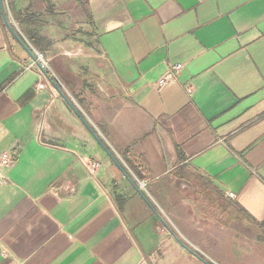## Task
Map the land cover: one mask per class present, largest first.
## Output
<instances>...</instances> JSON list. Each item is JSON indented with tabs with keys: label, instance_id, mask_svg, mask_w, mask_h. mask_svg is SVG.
Masks as SVG:
<instances>
[{
	"label": "crops",
	"instance_id": "crops-1",
	"mask_svg": "<svg viewBox=\"0 0 264 264\" xmlns=\"http://www.w3.org/2000/svg\"><path fill=\"white\" fill-rule=\"evenodd\" d=\"M8 1L0 264H264V0Z\"/></svg>",
	"mask_w": 264,
	"mask_h": 264
},
{
	"label": "built area",
	"instance_id": "built-area-1",
	"mask_svg": "<svg viewBox=\"0 0 264 264\" xmlns=\"http://www.w3.org/2000/svg\"><path fill=\"white\" fill-rule=\"evenodd\" d=\"M35 56H36L35 62L37 64V66H38V69L42 72V74H44L43 71L46 72V69H47V64H46V61H44V56H42L41 53H35ZM181 69H182L181 65H175V66H173V68L170 69L167 72L166 75H164L162 78H160L157 81L158 87L160 89L161 88H164V87H166L168 85V83H170L171 81H174L177 73ZM45 76H47V74ZM39 87H40V89H42L44 86L43 85H39ZM12 163H13V159L10 158L8 155H2L1 156V158H0V164H1V166L7 167V166H10ZM97 166L98 165L96 163L89 165L90 174H92L93 176L96 174L95 171H96Z\"/></svg>",
	"mask_w": 264,
	"mask_h": 264
},
{
	"label": "water",
	"instance_id": "water-1",
	"mask_svg": "<svg viewBox=\"0 0 264 264\" xmlns=\"http://www.w3.org/2000/svg\"><path fill=\"white\" fill-rule=\"evenodd\" d=\"M0 10H1V14H2V18H3L4 24H5L6 28L8 29V31L10 32V34L15 38V40H16V41L21 45V47L25 50L26 54H27L28 56H31V58L35 60V57L32 56V54H31V52L29 51V49H28V47L26 46V44L23 43V42L21 41V39L19 38V36H17V34H16V33L13 31V29L11 28V26H10V24H9V22H8V20H7V18L5 17L4 11H3L2 0H0ZM43 73L46 74L45 71H43ZM59 92H60V91H59ZM60 95H61L62 99L65 100L66 104L68 105V107L70 108V110L73 112V114L76 115V117H77L78 119L81 120V122L84 124V126L86 127V129L89 130V132L92 134V136H93L94 138H96L97 142H98V143L101 145V147L107 152V150L105 149L104 145H103V144L101 143V141L98 139V137L96 136V134H94L93 130L90 129V127L87 125V123H86L85 120L83 119L82 115L79 114V113L77 112V110L75 109V107L73 106V104H72L69 100H67V98H66L65 96H63L61 93H60ZM116 165H117V164H116ZM117 166H118V165H117ZM148 205H149V207L152 209V211L155 213L153 207H152L149 203H148ZM161 221H162V220H161ZM171 232H172V231H171ZM172 235H173L174 239L176 240V242H177L180 246H182L186 251H188V252L192 253L194 256H196V255L194 254V252H193L190 248L186 247L185 245H182V244L179 242L178 238L176 237V235H175L173 232H172ZM197 258H198V257H197ZM198 260H201V259L198 258ZM201 261H203V260H201ZM204 263H205V264H208V263L205 262V261H204Z\"/></svg>",
	"mask_w": 264,
	"mask_h": 264
},
{
	"label": "rangeland",
	"instance_id": "rangeland-1",
	"mask_svg": "<svg viewBox=\"0 0 264 264\" xmlns=\"http://www.w3.org/2000/svg\"><path fill=\"white\" fill-rule=\"evenodd\" d=\"M2 3H3L4 12L6 14V8H7V4L9 3V1L8 0H2ZM42 56H43V54H42ZM44 61H46L45 56H44Z\"/></svg>",
	"mask_w": 264,
	"mask_h": 264
}]
</instances>
